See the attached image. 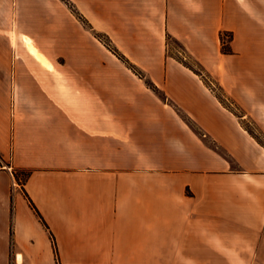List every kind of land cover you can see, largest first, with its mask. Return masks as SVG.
<instances>
[{
  "label": "crops",
  "instance_id": "1",
  "mask_svg": "<svg viewBox=\"0 0 264 264\" xmlns=\"http://www.w3.org/2000/svg\"><path fill=\"white\" fill-rule=\"evenodd\" d=\"M169 37L237 61L264 121V0H0V264H223L264 237V145Z\"/></svg>",
  "mask_w": 264,
  "mask_h": 264
},
{
  "label": "rangeland",
  "instance_id": "2",
  "mask_svg": "<svg viewBox=\"0 0 264 264\" xmlns=\"http://www.w3.org/2000/svg\"><path fill=\"white\" fill-rule=\"evenodd\" d=\"M68 8L76 13L73 7L65 1ZM84 26L88 27L86 22ZM86 27V28H87ZM95 37L119 60L123 62L121 54L117 48L111 43V40L100 32L95 31ZM232 39V33L223 31L220 33V50L222 53L227 50L231 52L229 41ZM167 53L176 61L181 62L188 67L189 72L200 78L218 98L222 106L233 112L240 122V125L256 136L264 145V121L260 125L254 124L252 119L247 116V97H246V78L247 71L245 69L235 68V60L226 63L227 68L205 69L203 65L194 56L186 52L184 46L175 38L167 39ZM240 66V64H237ZM128 76L135 79L144 80L146 86L151 89L159 98H164V93L156 88L151 82L147 74L139 70L132 63L126 64ZM222 67V65L220 64ZM246 254L243 257H223V264H230L233 259L237 264H264V237H258L254 240V246L245 249Z\"/></svg>",
  "mask_w": 264,
  "mask_h": 264
},
{
  "label": "trees",
  "instance_id": "3",
  "mask_svg": "<svg viewBox=\"0 0 264 264\" xmlns=\"http://www.w3.org/2000/svg\"><path fill=\"white\" fill-rule=\"evenodd\" d=\"M224 52H226V53H228L227 52V50L226 51H224ZM121 58L123 59V61H125V62H127L128 63V60L127 59H125L122 55H121Z\"/></svg>",
  "mask_w": 264,
  "mask_h": 264
}]
</instances>
